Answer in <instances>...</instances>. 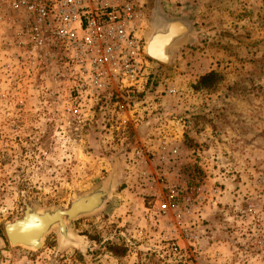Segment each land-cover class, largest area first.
Wrapping results in <instances>:
<instances>
[{"label":"rangeland","instance_id":"374dc122","mask_svg":"<svg viewBox=\"0 0 264 264\" xmlns=\"http://www.w3.org/2000/svg\"><path fill=\"white\" fill-rule=\"evenodd\" d=\"M136 2L144 41L163 20L189 32L139 101L95 106L93 119L56 79L62 51L33 52L20 20L0 16V264H264V0ZM116 167L107 204L70 223L83 247L55 231L39 250L7 243L23 198L66 207Z\"/></svg>","mask_w":264,"mask_h":264},{"label":"built area","instance_id":"2783aa9c","mask_svg":"<svg viewBox=\"0 0 264 264\" xmlns=\"http://www.w3.org/2000/svg\"><path fill=\"white\" fill-rule=\"evenodd\" d=\"M2 15L9 27L20 20L17 36H25L33 52L62 51L53 69L70 102L85 105L77 117L93 119L94 107L105 103L137 102L136 94L147 89L154 62L143 50L136 0H0ZM176 195L169 188L162 214Z\"/></svg>","mask_w":264,"mask_h":264},{"label":"water","instance_id":"95a60500","mask_svg":"<svg viewBox=\"0 0 264 264\" xmlns=\"http://www.w3.org/2000/svg\"><path fill=\"white\" fill-rule=\"evenodd\" d=\"M190 29L186 19L163 20L153 26L147 35L143 50L145 55L160 64L171 65L176 50L185 42ZM118 177V167L108 178L86 193L74 195L66 207L40 209L23 198L21 214L3 223V231L10 246L28 250H39L46 236L55 231L59 246L83 247L79 237L73 233L70 223L83 216L100 211L109 201Z\"/></svg>","mask_w":264,"mask_h":264},{"label":"trees","instance_id":"16d2710c","mask_svg":"<svg viewBox=\"0 0 264 264\" xmlns=\"http://www.w3.org/2000/svg\"><path fill=\"white\" fill-rule=\"evenodd\" d=\"M154 63L158 64L156 62H154ZM218 78H219V75L215 72H210L208 74H205V75L200 77L196 87L201 88L202 86H207L210 84V82H214ZM150 81H151V78H150ZM124 250H125V248H122L121 246H111V248H110V251L116 256L122 255L124 253Z\"/></svg>","mask_w":264,"mask_h":264},{"label":"crops","instance_id":"0c3cea01","mask_svg":"<svg viewBox=\"0 0 264 264\" xmlns=\"http://www.w3.org/2000/svg\"><path fill=\"white\" fill-rule=\"evenodd\" d=\"M175 1H181V2H188V3H192V2H194L195 0H169V2L170 3H174ZM197 1H199V0H197Z\"/></svg>","mask_w":264,"mask_h":264},{"label":"bare ground","instance_id":"6f19581e","mask_svg":"<svg viewBox=\"0 0 264 264\" xmlns=\"http://www.w3.org/2000/svg\"><path fill=\"white\" fill-rule=\"evenodd\" d=\"M158 25V24H157ZM152 60V59H151ZM80 240V239H79ZM81 241V240H80Z\"/></svg>","mask_w":264,"mask_h":264}]
</instances>
